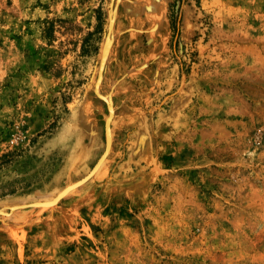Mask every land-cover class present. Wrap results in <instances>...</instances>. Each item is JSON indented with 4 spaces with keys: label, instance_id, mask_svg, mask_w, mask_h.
<instances>
[{
    "label": "rangeland",
    "instance_id": "1",
    "mask_svg": "<svg viewBox=\"0 0 264 264\" xmlns=\"http://www.w3.org/2000/svg\"><path fill=\"white\" fill-rule=\"evenodd\" d=\"M96 88L109 155L0 216V264H264V0H0L1 206L94 167Z\"/></svg>",
    "mask_w": 264,
    "mask_h": 264
},
{
    "label": "bare ground",
    "instance_id": "2",
    "mask_svg": "<svg viewBox=\"0 0 264 264\" xmlns=\"http://www.w3.org/2000/svg\"><path fill=\"white\" fill-rule=\"evenodd\" d=\"M109 20H110V23H109L108 30H109V34H110V32L112 30V24H113V21H114L113 14L110 15V19ZM109 43H108V45H109ZM104 44L107 45L106 42H104ZM103 47L105 49V46H103ZM107 53H108L107 49H105L103 54L100 55L101 56L100 65H101L102 68H103V66L105 65V62H106ZM98 73H99V71H98ZM97 85L98 84H96V87H97ZM95 91H96V94L100 95L99 97H101V94L98 92L97 88H96ZM101 98H103L107 102V107H108V114H107V116L105 118V121H104V132H105V135H106L105 136L106 137V142L104 144V150H103L102 155H100V157L98 158L96 164L89 171V173H87L85 176H83L82 179L80 178V180H78L77 182L74 181V183L66 186L60 192H58L55 196H53L51 199L46 200L44 202H41V201L31 202V203H26L24 206H18V205H15V204L14 205L11 204L12 206L4 205V204H3V206L0 205V216H2V215L5 216V217L10 216L11 215L10 212L7 211L9 209H10V211L14 212V210H16L18 208H28V209H33V208L34 209H43V208L46 209V208H48L49 209V208H52L53 206L56 207L62 201V199H64L68 194H70L72 191H74V190L82 187L83 185H85L88 181L91 180V178H93V176H95L98 173V171L102 167L104 161L106 160V157L109 155V152H110V149H111V143H112V129L111 128L112 127L110 126V124H111V121H112V119L114 117V107H113L114 105L112 106L111 99L108 98V97H106V98L101 97ZM91 129H94V128H91Z\"/></svg>",
    "mask_w": 264,
    "mask_h": 264
},
{
    "label": "trees",
    "instance_id": "3",
    "mask_svg": "<svg viewBox=\"0 0 264 264\" xmlns=\"http://www.w3.org/2000/svg\"><path fill=\"white\" fill-rule=\"evenodd\" d=\"M175 4H176V1H174L173 3L169 4V11H170L169 19H170L171 28L173 30L175 29L174 28L175 27V12H174ZM96 12H97V15H96V20H97L96 29H95L94 32L89 33L87 37H90V36L92 37L94 34H99L103 30V17H102V14H101V10L98 9V10H96Z\"/></svg>",
    "mask_w": 264,
    "mask_h": 264
},
{
    "label": "water",
    "instance_id": "4",
    "mask_svg": "<svg viewBox=\"0 0 264 264\" xmlns=\"http://www.w3.org/2000/svg\"><path fill=\"white\" fill-rule=\"evenodd\" d=\"M41 202H44V200H41ZM26 203H24V204H18V206H24ZM20 209H22V208H18V209H16V210H20ZM24 209V208H23ZM27 209V208H26ZM16 210H14V211H16ZM10 213L12 212V211H10V209L8 210Z\"/></svg>",
    "mask_w": 264,
    "mask_h": 264
}]
</instances>
